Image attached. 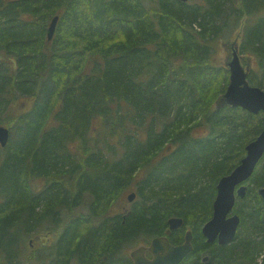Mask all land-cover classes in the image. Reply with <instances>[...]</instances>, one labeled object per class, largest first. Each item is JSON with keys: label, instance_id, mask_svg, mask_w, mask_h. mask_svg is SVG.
Listing matches in <instances>:
<instances>
[{"label": "trees", "instance_id": "obj_1", "mask_svg": "<svg viewBox=\"0 0 264 264\" xmlns=\"http://www.w3.org/2000/svg\"><path fill=\"white\" fill-rule=\"evenodd\" d=\"M244 18L264 90V0H0V261L47 234V264H133L132 237L191 230L180 264H264V156L232 243L202 234L218 181L264 128V111L220 100L216 48ZM126 190L137 198L120 205Z\"/></svg>", "mask_w": 264, "mask_h": 264}, {"label": "water", "instance_id": "obj_2", "mask_svg": "<svg viewBox=\"0 0 264 264\" xmlns=\"http://www.w3.org/2000/svg\"><path fill=\"white\" fill-rule=\"evenodd\" d=\"M188 2L189 0H181ZM59 15L51 20L48 29V39L55 34ZM229 69V85L221 96V102L233 107L259 113L264 111V90L250 84L248 81L249 68L243 64L237 48L233 47L232 56L227 62ZM10 139V130L0 125V144L6 146ZM264 156V128L255 139L246 146V154L240 163L229 173L220 178L217 184V193L213 201L211 218L203 225L202 234L208 242L218 240L224 245L231 242L238 231L241 222L238 213L234 212L237 198L246 195L248 186L246 182L253 175L258 163ZM259 194L264 199V186L259 189ZM136 192L128 194V200L133 201ZM183 219L171 217L168 220L169 230L182 226ZM193 233L188 230L182 244H173L166 235L154 237L149 245H140L130 252L133 264H180V262L193 250ZM147 252L151 257L147 256ZM206 259V257H205Z\"/></svg>", "mask_w": 264, "mask_h": 264}, {"label": "rangeland", "instance_id": "obj_3", "mask_svg": "<svg viewBox=\"0 0 264 264\" xmlns=\"http://www.w3.org/2000/svg\"><path fill=\"white\" fill-rule=\"evenodd\" d=\"M245 20V18L242 20V24L240 25L238 30L232 35V37L222 39L220 41L218 48H216L217 52L215 58L217 63H220L227 67V62L232 56L233 47L235 45L240 54L243 64H245V66L249 68V71L251 68L255 67V64L257 62L254 55L250 53L241 52V42L243 39ZM135 185L136 183H134V187ZM130 192V190H126L120 195V198L118 200V203L120 205L125 206L126 204H128V194ZM46 238L50 239L47 234L30 237L29 241H24L22 245L19 246V250L22 252L21 255L14 257L10 263H8L6 260L3 262L0 261V264H47L48 258L50 257L53 248L51 247V245L47 244L50 243L49 240L45 242ZM151 238L152 237H150V235L145 232H141L139 235L132 237V239L129 241V246H126L127 248L125 249L127 254L130 256V252L140 245H149V242H151Z\"/></svg>", "mask_w": 264, "mask_h": 264}, {"label": "flooded vegetation", "instance_id": "obj_4", "mask_svg": "<svg viewBox=\"0 0 264 264\" xmlns=\"http://www.w3.org/2000/svg\"><path fill=\"white\" fill-rule=\"evenodd\" d=\"M248 186V185H247ZM247 193V192H246ZM239 198V197H238ZM239 226H240V224H239ZM180 228V227H179ZM178 229V228H177ZM238 229H239V227H238ZM238 232V231H237ZM237 234V233H236ZM234 240V239H233ZM232 240V241H233ZM206 241H207V239H206ZM232 241L231 242H229V243H226V244H230V243H232ZM208 242V241H207ZM182 243V242H181ZM208 243H217V244H219V242H218V240H216V241H214V242H208ZM179 244V243H178ZM219 245H221V244H219ZM148 254H149V252H147ZM151 256V255H150Z\"/></svg>", "mask_w": 264, "mask_h": 264}, {"label": "bare ground", "instance_id": "obj_5", "mask_svg": "<svg viewBox=\"0 0 264 264\" xmlns=\"http://www.w3.org/2000/svg\"><path fill=\"white\" fill-rule=\"evenodd\" d=\"M169 225V224H168Z\"/></svg>", "mask_w": 264, "mask_h": 264}]
</instances>
